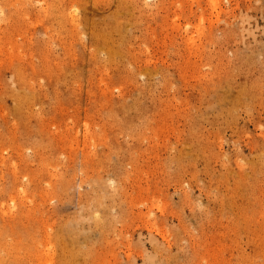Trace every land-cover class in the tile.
Segmentation results:
<instances>
[{
	"label": "rangeland",
	"instance_id": "rangeland-1",
	"mask_svg": "<svg viewBox=\"0 0 264 264\" xmlns=\"http://www.w3.org/2000/svg\"><path fill=\"white\" fill-rule=\"evenodd\" d=\"M0 260L264 264V0H0Z\"/></svg>",
	"mask_w": 264,
	"mask_h": 264
},
{
	"label": "bare ground",
	"instance_id": "bare-ground-1",
	"mask_svg": "<svg viewBox=\"0 0 264 264\" xmlns=\"http://www.w3.org/2000/svg\"><path fill=\"white\" fill-rule=\"evenodd\" d=\"M78 21H79V24H83L82 23V18H79L78 19ZM91 28V27H90ZM97 43L99 44H104V46H106L107 48H108V51H109V56L110 57H112L113 56V51H115V45H113L112 43H113V41L112 42H110V39H109V41H108V39L106 40V38L104 39V38H101V36H100V38L97 40ZM17 97H18V95H16ZM23 97V98H22ZM24 98H25V96L24 95H20V97H19V101H25L24 100ZM58 234H59V232H58ZM57 234V235H58ZM61 234H59V236H60ZM56 236V235H55ZM66 245V244H65ZM66 248H67V246H66ZM68 250V249H67ZM0 262H2V263H6L5 261H3V260H0Z\"/></svg>",
	"mask_w": 264,
	"mask_h": 264
}]
</instances>
